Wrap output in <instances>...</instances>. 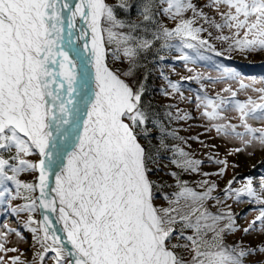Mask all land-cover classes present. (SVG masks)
I'll return each mask as SVG.
<instances>
[{"label":"snow or ice","instance_id":"snow-or-ice-1","mask_svg":"<svg viewBox=\"0 0 264 264\" xmlns=\"http://www.w3.org/2000/svg\"><path fill=\"white\" fill-rule=\"evenodd\" d=\"M233 54H264V0H0V205L22 219L0 221V264H264V177L219 183L264 153V78Z\"/></svg>","mask_w":264,"mask_h":264},{"label":"rangeland","instance_id":"rangeland-1","mask_svg":"<svg viewBox=\"0 0 264 264\" xmlns=\"http://www.w3.org/2000/svg\"><path fill=\"white\" fill-rule=\"evenodd\" d=\"M166 23H168L169 26H171V22L166 21ZM215 59L219 63H222L228 67L235 68L237 71L243 73L245 82H248V79H247L248 77H256L257 79L264 78V54H253V55L247 56V58H245L243 55H240V54H233V58L230 60H225L223 58H215ZM166 63L171 64L172 58L170 57L169 60L166 61ZM174 67H175L174 73L171 71V69H168L169 74L172 76L173 80H179L180 77L182 76L188 77L190 75H193V73H189L188 71L185 70L182 62H176L174 64ZM193 67H195L196 72H203L205 74H209L211 65L208 64L207 62H202ZM210 74L213 76L217 75V73L214 71H212ZM162 84H163L162 81L158 80L155 76H153V79L149 87V93L154 95L155 99L153 103L156 106L165 107V105L169 103H173V102L169 100H165L163 97L159 95L158 89L162 86ZM218 87H222V85ZM183 88L185 89V94L191 98V97H194L198 89V86L195 84V82H185L183 84ZM240 98L243 99V96L241 95ZM180 107L184 108L185 110L190 112L194 117H196V119L189 121L187 123L173 125V127H176L180 130V135L185 138H188L190 136H196L200 133H203L204 128L201 127V125H203L205 121L200 118V113L196 111L194 101L193 103H181ZM215 136H216L215 132H212L208 136H201V139H203L208 144H216L218 147L215 150L218 151L221 154V158H223L227 152V147L225 146V143L222 139H219V138L212 139L211 138ZM189 142L192 143V150L195 151L196 156L199 159H205L204 154L209 151H212L211 149L203 148L200 144H197L193 141H189ZM245 157H247V154L245 153H241L236 156L227 157L230 164L237 163L240 165V167L236 169L229 167L228 172L225 175L224 179L219 181L221 186H223L228 179L232 178L233 175H236L238 179L251 176L254 178V182L256 183H258L261 177H264V167L259 166L258 169L255 170L256 171L255 173L256 175H255L254 171L249 170L248 164L243 160V158ZM217 167H218L217 165L215 164L209 165L208 162L205 161V167L203 170L208 171V172H214L217 169ZM23 178L26 180L32 179L30 176H25ZM185 179L196 180V179H199V177L185 176ZM213 179H215V177H213ZM236 187H240V184L238 183ZM15 203H18V202H13V206L15 205ZM249 207L251 206L248 204H240L238 206L233 205V211L236 213H241L247 210ZM9 211H10L9 209H6L3 205H0V221L8 223L10 227H18L19 224L22 223V219L13 218L11 215H9ZM256 215L257 213L255 211H252L248 214L246 220L251 221ZM241 223H246V221L242 219ZM27 247L28 245L26 244L21 245L22 249L27 248ZM30 256H31V253H29V257Z\"/></svg>","mask_w":264,"mask_h":264},{"label":"bare ground","instance_id":"bare-ground-1","mask_svg":"<svg viewBox=\"0 0 264 264\" xmlns=\"http://www.w3.org/2000/svg\"><path fill=\"white\" fill-rule=\"evenodd\" d=\"M243 160L248 164L249 170L254 171V174H255L256 173L255 170H257L258 167L261 166L260 161L264 160V153H261L258 151L255 156H253V157L247 156V157L243 158ZM253 164L256 165L255 168L252 167Z\"/></svg>","mask_w":264,"mask_h":264},{"label":"trees","instance_id":"trees-1","mask_svg":"<svg viewBox=\"0 0 264 264\" xmlns=\"http://www.w3.org/2000/svg\"><path fill=\"white\" fill-rule=\"evenodd\" d=\"M150 63H151V61H150ZM157 107H158V109H159L161 112L164 111V108H165V107H161V106H157Z\"/></svg>","mask_w":264,"mask_h":264}]
</instances>
